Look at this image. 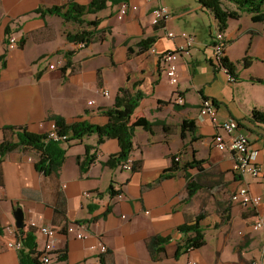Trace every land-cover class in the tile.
Returning <instances> with one entry per match:
<instances>
[{"label":"crops","instance_id":"1","mask_svg":"<svg viewBox=\"0 0 264 264\" xmlns=\"http://www.w3.org/2000/svg\"><path fill=\"white\" fill-rule=\"evenodd\" d=\"M68 1L0 0V141L16 140L15 133L5 129L9 126L46 133L53 114L69 123L84 120L104 125L108 117L103 109L113 106L122 86L145 94L132 120L145 118L152 122L153 131L135 129L130 168L122 163L114 168L104 165L120 146L115 138L98 144L95 133L64 143V162L57 174L49 176L36 169L35 151L7 153L0 162V264H20L19 252L7 245L14 239L11 230L16 227L17 208L24 213L26 230L31 222L58 229L53 261L48 264H102L103 254L96 247L99 240L108 247L106 264H264V227L253 228L263 207L230 199L242 185L264 197V122L251 118L254 108L264 110V83L252 80L264 79V22L252 20L245 11L228 20L224 54L236 65V80L231 81L211 61L219 24L198 0H161L171 16L157 25L151 16L157 1L122 0L138 7L122 19L118 18L121 2L109 1L105 9L84 15L99 20L96 29L102 36L84 48L66 34L85 26L71 27V21L59 15L35 12ZM75 1L88 4L91 0ZM224 5L236 9L232 3ZM182 33L191 36L193 44L180 56L179 81L172 84L161 54L187 46ZM9 34L24 41L23 46L6 48ZM146 38L154 42L140 52L137 44ZM246 55L252 58L248 67L242 64ZM59 58L65 66L49 68ZM179 95L183 103L176 101ZM204 98L216 103L219 121L232 119L249 135L251 147L259 151L260 176H240L234 171V153L214 145L213 119L200 112ZM185 119L195 121L198 140L191 141L189 131L182 136ZM87 146L95 158L82 170L79 160H84ZM175 156L180 166L193 158L204 162L201 168L180 167L149 186L172 166ZM133 165L140 168L133 170ZM189 181L197 186L191 198ZM111 185L123 196L112 195ZM200 213L206 243L176 259L178 243L185 237L177 228L192 223ZM74 222L85 224L88 238L75 239L60 231ZM154 235L172 236L166 253L155 259L146 245ZM36 240L43 252L47 237L38 231Z\"/></svg>","mask_w":264,"mask_h":264},{"label":"trees","instance_id":"2","mask_svg":"<svg viewBox=\"0 0 264 264\" xmlns=\"http://www.w3.org/2000/svg\"><path fill=\"white\" fill-rule=\"evenodd\" d=\"M118 3L122 0H91L88 4H80L75 0H69L63 5H53L51 7H40L35 12L45 16L47 14H56L61 16L65 21H71L77 23L80 26H85L78 29L76 32H68L66 37L69 41L75 44L84 42L86 46L93 43L99 38H102L97 31L98 19L88 20L84 18L86 14H93L101 11L107 7V2ZM203 7L210 10L216 20L218 21V28L224 31L227 27L229 19H237L241 16L242 12H248L252 15V20L264 22V0H198ZM229 2L236 6V9L225 7L224 3ZM154 42V38L142 39L138 42L137 46L140 52L147 50ZM227 43V42H226ZM24 41H19V45L23 46ZM131 51V48H130ZM71 52L67 51L66 55L69 56ZM252 62V58L245 56L242 59V64L248 67ZM69 64V60L67 62ZM221 66L227 69V73L236 78V65L225 56L221 60ZM253 81L264 83L262 78H253ZM137 86V83L133 85ZM145 94L140 89L132 91L127 86L119 88L118 94L115 98L113 106L103 109V113L108 117V122L104 125L93 124L84 120H78L72 123L66 121V119L60 115L53 114L50 116L51 120H54L58 133L60 135H67L68 139L65 142L53 140L48 137L46 133L31 132L26 128L9 126L6 130H10L15 133L16 140L3 139L0 142V162L5 155L11 151L22 149L33 150L38 154V159L35 162L36 169L49 176L57 174L64 162L66 156V148L64 143L69 144L72 140H80L84 136L97 134L98 144L102 143L106 138H115L118 140L120 150L116 154H112L109 158L103 162L108 167H117L122 162L126 161L133 150V137L135 129L139 126L144 127L149 131H153L152 122H149L145 118H138L132 120V115L135 109L139 106ZM214 102V100H213ZM214 104H216L214 102ZM251 118L259 123L264 122V110H258L254 108L251 112ZM196 124L194 120L185 119L181 123V134L185 137V132L191 133V141L198 140L200 136L195 134ZM168 131V128H165ZM90 147H86V154L83 161L79 160L82 170L86 169V166L94 160V155H89ZM176 157V156H175ZM173 158V164L169 168H166L160 176L149 186L155 185L162 179L168 178L171 174L178 170L180 167H198L201 168V164L204 162L202 159L193 158L190 161L183 163L180 166L179 160ZM80 159V158H79ZM140 165H133L132 169L137 170ZM1 178V173H0ZM110 193L116 195L119 192L114 190L113 185L110 186ZM197 191V186L189 181L188 183V198H191ZM204 214L200 213L196 216L192 223H186L179 226L177 229L185 235L184 239L178 243L174 257L178 259L182 254L189 251L191 248L198 249L205 243V236L200 221L203 219ZM80 223V222H74ZM66 224L61 228V232L66 233ZM19 238L22 240L23 247L19 251L20 264H44L40 260L42 252L38 250L36 240V229L30 227L25 229V225L18 228ZM172 236H158L154 235L147 239L146 245L148 251L153 259L158 254H165V245L171 240ZM107 251L101 257L102 264H106L105 255Z\"/></svg>","mask_w":264,"mask_h":264},{"label":"built area","instance_id":"3","mask_svg":"<svg viewBox=\"0 0 264 264\" xmlns=\"http://www.w3.org/2000/svg\"><path fill=\"white\" fill-rule=\"evenodd\" d=\"M147 2L157 1L158 3L153 6L151 10L152 23L153 24H161L165 22L170 16V12L166 6H164L160 1L161 0H146ZM137 5L131 4L127 1H123L119 5L118 9V18L122 19L125 17L130 10H136ZM170 37H174L175 34L173 32H168ZM187 39V46H179L175 50H167L166 52L161 54V60L163 62V66L165 69V74L168 80L172 84H177L179 81L178 74V61L182 54H187L189 52V47L193 44V38L186 33H182ZM215 40L213 43V53H212V63L216 68L224 70L228 72L227 69L221 66V60L225 57V47L226 41L224 38V31H217L215 35ZM19 38L15 34H9L6 48L12 49L18 46ZM78 47L84 48L86 44L84 42L78 43ZM154 51V48H152ZM58 66H65V62L63 58H59L53 63L49 64V68L55 69ZM231 81H235L234 76L229 75ZM104 95H108L107 90H105ZM178 103H183L184 98L179 95L176 98ZM201 114L210 115L213 119V123L216 129V132L213 136L214 145L220 150H231L234 153V170L240 176H253L258 177L261 175V166L258 162L259 151L253 149L251 147V142L249 135L242 130L239 125L232 119L226 121H219L216 113V106L210 99H204L202 101V106L200 109ZM47 135L49 138L53 140H58L65 142L68 139L67 135H60L58 133L56 123L54 120L51 121L50 128L47 131ZM1 142V141H0ZM175 160H179L176 156ZM131 160L127 159L122 162L123 168H130ZM2 191L0 189V195ZM86 196H89V192L85 193ZM122 192L119 191L117 197H122ZM230 199L233 202L239 203L243 206L254 207L257 208L259 206L263 207V212L257 217V219L253 223V228L258 229L264 227V197L260 194L255 193L250 186L242 185L237 188L231 195ZM31 227L36 229V232H40L41 234L47 237V241L44 247V251L40 256V260L44 264H48L53 261V251L55 249V239L58 234V229L54 226H37L35 222H31ZM14 235V239L7 243L8 247L14 248L18 252L22 249L23 243L19 238L18 228H14L11 230ZM66 235L71 238H80L85 239L89 237V232L86 229L84 223H70L66 227ZM96 247L99 249L100 254H104L108 251L107 245L99 240ZM189 250H192L191 248ZM186 264H196L193 261H188ZM252 264H260L259 261H254Z\"/></svg>","mask_w":264,"mask_h":264},{"label":"water","instance_id":"4","mask_svg":"<svg viewBox=\"0 0 264 264\" xmlns=\"http://www.w3.org/2000/svg\"><path fill=\"white\" fill-rule=\"evenodd\" d=\"M14 216L16 218V227L17 228L23 227L25 224H24V213H23L22 209L17 208L14 211Z\"/></svg>","mask_w":264,"mask_h":264},{"label":"bare ground","instance_id":"5","mask_svg":"<svg viewBox=\"0 0 264 264\" xmlns=\"http://www.w3.org/2000/svg\"><path fill=\"white\" fill-rule=\"evenodd\" d=\"M228 75H230V74H228ZM234 78H235V77H234ZM235 80H236V78H235ZM204 99H209V98H204ZM204 99H203V100H204ZM210 100H212V99H210ZM212 102H213V100H212ZM213 103H214V102H213ZM214 105H215V104H214ZM239 127H240V126H239ZM234 171H235V170H234Z\"/></svg>","mask_w":264,"mask_h":264},{"label":"rangeland","instance_id":"6","mask_svg":"<svg viewBox=\"0 0 264 264\" xmlns=\"http://www.w3.org/2000/svg\"><path fill=\"white\" fill-rule=\"evenodd\" d=\"M74 24H75V23L71 22L70 26L73 27Z\"/></svg>","mask_w":264,"mask_h":264}]
</instances>
